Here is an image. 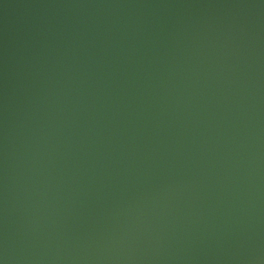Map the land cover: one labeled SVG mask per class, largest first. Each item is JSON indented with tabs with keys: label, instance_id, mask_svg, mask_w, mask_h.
Here are the masks:
<instances>
[{
	"label": "water",
	"instance_id": "95a60500",
	"mask_svg": "<svg viewBox=\"0 0 264 264\" xmlns=\"http://www.w3.org/2000/svg\"><path fill=\"white\" fill-rule=\"evenodd\" d=\"M0 264H264V0H0Z\"/></svg>",
	"mask_w": 264,
	"mask_h": 264
}]
</instances>
